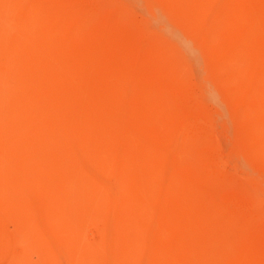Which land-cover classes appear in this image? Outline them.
Listing matches in <instances>:
<instances>
[{"label":"bare ground","instance_id":"obj_1","mask_svg":"<svg viewBox=\"0 0 264 264\" xmlns=\"http://www.w3.org/2000/svg\"><path fill=\"white\" fill-rule=\"evenodd\" d=\"M263 184L264 0H0V264H264Z\"/></svg>","mask_w":264,"mask_h":264},{"label":"rangeland","instance_id":"obj_2","mask_svg":"<svg viewBox=\"0 0 264 264\" xmlns=\"http://www.w3.org/2000/svg\"><path fill=\"white\" fill-rule=\"evenodd\" d=\"M229 164H226V166L228 167ZM264 185V184H263ZM261 190L263 191L262 193H264V186L261 188Z\"/></svg>","mask_w":264,"mask_h":264}]
</instances>
